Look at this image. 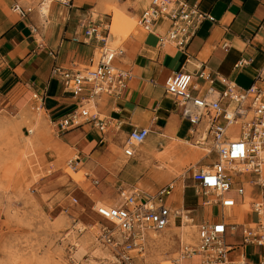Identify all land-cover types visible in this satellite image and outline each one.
Segmentation results:
<instances>
[{
    "label": "built area",
    "instance_id": "built-area-1",
    "mask_svg": "<svg viewBox=\"0 0 264 264\" xmlns=\"http://www.w3.org/2000/svg\"><path fill=\"white\" fill-rule=\"evenodd\" d=\"M60 1L67 5L71 2ZM14 10L24 16L33 8L15 4ZM207 18L214 20L198 3L189 0H150L138 25L145 32L153 33L159 22H168L167 31L156 34L157 45L161 48L172 45L186 52ZM105 30L108 33L100 37L103 44L99 57L93 58L90 65L77 68L55 65L51 70V78L57 79L75 102V107L56 121L59 132L87 127L103 139L109 131L120 130V122L100 117L92 110L94 98L121 96L132 78L130 70L116 64L124 50L109 46L110 26ZM100 31L97 23L90 22L85 35L99 38ZM246 63L240 59L235 66ZM259 78L264 83L261 74ZM221 81L225 84L223 89L215 86V78L205 70L176 71L165 81L166 94L190 123L192 142L208 161L191 171L195 192L204 199V205L217 206L220 210V219L196 224V243L187 244L180 238V259L173 264H182L194 256H198V260L192 264H264V195L252 202L256 217L252 225L239 223L235 214L226 213L228 208L239 205L237 196L245 200L246 175L264 194V85H258L257 79L248 87L228 78ZM33 100L37 109H44L45 94L34 92ZM233 126L236 129L231 131ZM150 133L148 126L134 127L123 143L124 156L136 157L138 146ZM81 161L76 155L68 164L77 170ZM174 188L173 182L154 192L127 186L120 188V202L96 207L100 219L92 225L96 229L94 237L110 252L114 264H144L151 232H162L173 218L181 223L194 220L191 210L174 208L168 202ZM72 202L77 203V198Z\"/></svg>",
    "mask_w": 264,
    "mask_h": 264
},
{
    "label": "crops",
    "instance_id": "crops-1",
    "mask_svg": "<svg viewBox=\"0 0 264 264\" xmlns=\"http://www.w3.org/2000/svg\"><path fill=\"white\" fill-rule=\"evenodd\" d=\"M37 1L0 0V82L1 85H8V94L20 86L28 93L45 94L44 109L57 121L75 107V102L63 91L58 80L51 78L52 68L55 65L74 68L90 65L93 58H98L97 50L103 44L100 37L108 33L106 26H110L107 43H122L128 33L115 31V10L140 18L150 0H71L69 5L46 0L47 12L42 13L41 8L46 6L44 0L45 4L40 10L37 8L27 15H18L13 11L9 13L16 3L25 7ZM189 1L198 3L200 9L212 15L214 20L207 18L203 21L186 52L172 45L162 48L157 45L156 34L165 33L168 29V22L165 21L159 22L153 33L145 32L140 27L142 31H139L138 36L132 34L124 42V48L120 47L124 54L116 60V64L131 71L129 85L119 97L101 95L94 98L92 106V110L100 117L120 122V130L109 131L103 139L100 134L87 127L65 132L66 138H74V148L82 160L81 163L87 157V160L92 162L93 170L101 177L107 175L105 167L119 169V165L140 168L144 162H148L149 155L154 158L152 154L155 152L152 151L155 148L159 150L156 143L161 141L164 144L163 140H187L192 144L190 146L198 148L192 142L190 123L182 117L172 98L165 92L166 78L173 72L197 73L205 70L215 78V86L219 89L225 88L221 78L233 80L243 87L250 86L256 79L258 85H264L259 78L260 74L264 77V0ZM110 14L113 15L112 22ZM131 20H134V17ZM90 22L100 26L99 38L86 37L85 30ZM114 40L117 44H113ZM240 59L247 63L236 68L235 65ZM184 122L189 123L186 131L183 130ZM136 126H150L151 133L148 139L138 146V154L131 158V161L124 156L122 146L127 134ZM112 144L114 149H111ZM173 152L176 153V149H173ZM184 154L191 157L197 155L193 148H189ZM110 156H113L115 162L109 166L103 167L97 162L100 160L107 163ZM162 165L159 164L163 169ZM195 167L191 166L190 169ZM191 171L189 178L187 175L184 179L181 178L183 181L177 188L175 184L168 199L174 208L191 210L194 222L186 224L184 221L186 228L190 229L195 228L194 223L220 219L219 208L204 205V199L198 197ZM124 173L127 175L125 171ZM151 181L157 184L156 190L166 185H161L164 181ZM127 184L136 186L133 183ZM254 188L256 200L260 199V196L262 198L263 192L256 186ZM188 190H194V193L188 194ZM174 196L180 197L179 201ZM237 197L239 203L245 201ZM231 209L235 212L230 211ZM214 210L217 213H214ZM226 213L230 216L235 214L236 221L243 224L256 220L253 210L243 218L240 217L238 206L228 208ZM175 222L177 219L173 218L171 224Z\"/></svg>",
    "mask_w": 264,
    "mask_h": 264
},
{
    "label": "rangeland",
    "instance_id": "rangeland-1",
    "mask_svg": "<svg viewBox=\"0 0 264 264\" xmlns=\"http://www.w3.org/2000/svg\"><path fill=\"white\" fill-rule=\"evenodd\" d=\"M54 1L63 4L60 0ZM43 2L38 0L23 7L40 10ZM14 5L9 13L16 12ZM115 13V31H126V39L142 31L138 25L139 16L121 10ZM126 39L117 45H110L109 41L108 44L124 48ZM99 51L100 48L98 56ZM8 89V85L0 82V264H114L110 252L94 237L96 229L92 225L100 219L96 213V207L101 205L98 201L107 205L120 202V188L127 187V183L147 192L156 190L157 184L151 180L164 181L161 185L175 182L177 188L185 175L189 178L191 166L207 161L199 148L166 137L169 140H163L164 144L156 140L160 141L156 143L159 150L155 148L154 158L149 155L148 162L140 168L105 167L115 162L110 156L107 163L97 161L106 168L107 175L101 177L85 157L74 171L68 164L78 154L74 138H66L65 133L58 131L56 118L45 109L35 107L33 92L28 93L20 86L8 94ZM188 128L189 123L184 122L183 130ZM110 146L114 149L113 144ZM189 148L195 150L196 157L184 154ZM170 153L174 154L169 156ZM159 164H163V169ZM250 178L245 177V201L238 205L242 218L252 210V202L257 197L254 186L249 185ZM187 193H194V190ZM74 197L77 203L72 202ZM179 198L175 199L179 201ZM230 211L235 212L234 209ZM177 222L162 232L150 233V244L142 263L173 264L180 257L181 229L185 225L178 226L180 221ZM244 224L252 225L251 222ZM184 230L187 237L191 235L190 243H193L196 227ZM193 261L186 260L184 264Z\"/></svg>",
    "mask_w": 264,
    "mask_h": 264
},
{
    "label": "bare ground",
    "instance_id": "bare-ground-1",
    "mask_svg": "<svg viewBox=\"0 0 264 264\" xmlns=\"http://www.w3.org/2000/svg\"><path fill=\"white\" fill-rule=\"evenodd\" d=\"M45 3H46V6H44V7H42L41 8V12L42 13H45V12H47V2H46V0H45ZM45 3H43V4H45ZM43 6V5H42ZM111 24V23H110ZM113 44H117V41H113ZM111 45V44H110ZM111 47V46H110ZM113 48V47H112ZM99 54H100V51H99ZM99 57V56H98ZM233 127H236V126H233ZM232 127V128H233ZM204 133V135H205V132H203ZM173 139V138H172ZM184 143H186V144H188V145H192L191 143H189L188 141H183ZM195 145V144H194ZM195 147H197V146H195ZM199 148V147H198ZM200 149V148H199ZM201 150V149H200ZM72 169V168H71ZM73 170V169H72ZM75 171V170H74ZM246 176H249V175H246ZM250 177V176H249ZM251 179V178H250ZM250 182H251V180H250ZM174 184H176L175 182H173ZM98 203H101V205H106L104 202H102V201H98ZM194 222V221H193ZM181 224H183V225H185V223L183 222V223H181ZM195 224V223H194ZM245 225H247V224H245ZM195 227H196V224H195ZM168 228V227H167ZM185 228H186V225H185ZM184 227L181 229V239H183V241H186V243L187 244H194V243H196L197 242V230H196V239H195V241L193 242V243H190V242H192V240H193V238H191V235H189V237H187V235H185V229ZM187 229V228H186ZM156 233V232H155ZM156 236V235H155ZM158 236V235H157ZM178 259V258H177ZM179 259H180V257H179ZM192 259H194V263L198 260V256H194ZM190 260V259H189ZM182 264H184V263H182ZM190 264H192V263H190Z\"/></svg>",
    "mask_w": 264,
    "mask_h": 264
}]
</instances>
